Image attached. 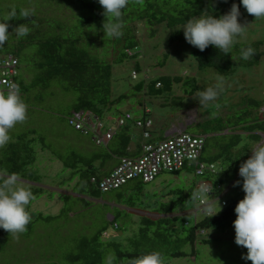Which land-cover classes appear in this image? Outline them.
I'll return each mask as SVG.
<instances>
[{"label":"rangeland","instance_id":"obj_1","mask_svg":"<svg viewBox=\"0 0 264 264\" xmlns=\"http://www.w3.org/2000/svg\"><path fill=\"white\" fill-rule=\"evenodd\" d=\"M15 1L0 0L3 18H7L8 6ZM38 1L39 8L32 6L36 10L38 23L31 25L28 32L33 33L37 29L39 34L43 35L44 32L55 30L48 23L52 21L55 23L59 19L60 22L71 24L76 17L78 6L72 0L67 1L64 5L55 0ZM26 6L31 7L28 4ZM52 18L54 19L51 20ZM238 21L244 24V31L235 37V41L241 43L260 41L261 55L257 63L238 64L232 73L225 75L212 68H199L192 55L195 46L187 41H170L169 36L174 28L163 23L154 25L152 29L143 21L138 22L135 34L139 42L137 48L132 51L135 55L126 57L121 62L111 61L112 93L114 96L126 95V98L115 103V107L119 110L129 111L133 116H141L143 113L141 105H145L150 110L154 121L153 138L163 136L165 128L173 127V124L181 123V126L185 127L189 133L203 134L206 129L218 127L220 121L221 125L229 127L223 132L226 134L225 139L222 140L223 143L231 141L233 137L239 142L232 147L231 158L234 160L242 156L249 157L252 153L251 149L255 145H252L251 138L247 135L248 132L246 135L238 134L235 137L234 134H237L239 130L232 129L233 125L231 124L236 121L242 122L243 114L247 111L254 116L257 115V110L254 109L249 99H255L264 105V18L257 19L244 10L238 16ZM73 22L71 26L76 24V21ZM71 26L70 28H72ZM177 28L183 30V28ZM87 29L91 32V29ZM19 38L15 31L8 35L7 40L14 46ZM99 46L100 44L93 50L95 53L99 54L102 51ZM34 50L35 45L26 47L24 58L18 67L21 78L26 86L28 85L26 90L20 92L21 99L26 104V118L10 128L8 135L9 140H12L21 133L34 130L37 138L44 139V143L39 138L33 143L36 160L32 164V167L40 174V186L44 191L31 199L28 212L31 218L38 212H42L44 215L59 213L60 215L51 220L36 221L34 228L23 239L17 238L18 236H10L7 251L0 255V264H49L50 262L62 264L68 250L76 251L79 236H91L104 226L107 232V237L103 236L105 239L112 241L124 238V243L128 245V239L132 235L138 234L141 219L148 217L141 214L140 210H144L146 213L160 212L163 205H170L169 203H172L171 208L175 215L170 223L177 227H183L184 221L189 225L193 224L195 218L192 211L197 207V204L190 199V193L195 189L194 186L199 181V177L186 168L176 172H161L154 180L142 183L139 190L129 187L130 190L126 193L127 189L125 188L124 199L126 203L134 205L133 209L123 204V206L119 205L114 201L117 190L105 192L101 199L92 200L93 202L88 207L81 203L80 198L72 196L69 199H64L59 192L69 191L75 182V177L70 175V170L63 164L64 160L69 161L67 157L70 155V145L73 142H79L83 145L87 144V146L91 144V148L97 146L91 143L88 136L74 131L64 119L76 99L75 91L66 90L63 84H58L54 79L43 87L30 85L35 78ZM113 58L114 55L107 57L108 60ZM164 58H166L164 64L161 65ZM136 62L141 68L137 72L136 78H132L131 72ZM145 69L149 70V77L152 78L160 75L194 76L198 81L197 90L193 95H184L182 86L174 84L171 93H164L160 96H148L143 92L135 91L133 86L144 78ZM218 76L223 77V92L215 101L209 102L207 105H199L198 99L193 96L197 91L213 86ZM263 107L259 108V115H262ZM100 118L104 127L110 125L109 120L104 116ZM203 135H207L205 136L204 157L208 159L216 153L214 144L221 143V138L215 136L216 134L211 135V133ZM215 164L217 173L211 176L209 181L221 183V189L218 194L210 195L208 202L214 211H218L225 199L230 197L242 199L244 192L241 187L242 177L238 173L239 167L228 171L224 174L223 180L219 182L218 178L222 175L224 168L231 165L230 158H219ZM238 180L241 181V184L235 183ZM128 185L131 186L132 182H129ZM16 186L31 190L30 183L25 180L17 179ZM86 198L89 200L88 197ZM212 199L214 201H211ZM115 205L120 206V215L117 218L120 226L118 229L114 228L111 223L112 215L116 212ZM199 217L201 216L197 215V219ZM181 233L185 235V231ZM205 235L209 238V243L197 241L194 247V256L170 258L168 264H252L251 260L242 258L247 249L235 243L234 228L226 231L209 230ZM183 248L186 252L191 251L189 244Z\"/></svg>","mask_w":264,"mask_h":264},{"label":"trees","instance_id":"obj_2","mask_svg":"<svg viewBox=\"0 0 264 264\" xmlns=\"http://www.w3.org/2000/svg\"><path fill=\"white\" fill-rule=\"evenodd\" d=\"M55 1L64 5L69 0ZM72 1L78 6L76 17L73 20L76 21V24L73 26H71L74 23L73 21L71 24H65L58 19L55 23L53 21L48 23L51 24V27L55 28L52 32H44L43 35H40L36 29L33 33L28 32L27 35L20 37L14 46L6 40L0 47V54L7 52L15 54L20 67L26 47L35 45L33 52L35 78L31 81L30 85L43 87L54 79L58 84H63L66 90H73L77 93L71 110L64 118L68 125H70L68 117L72 111L89 110L94 115L102 117L109 110L113 114L114 111L112 110L114 108L117 109L115 103L126 98L124 94L114 96L112 93V62L123 61L126 57H129L127 51H133L137 48L139 40H137L135 30L138 22L143 21L151 28L154 25L165 23L167 26L174 28V31L169 36L170 41H186L183 30H178L177 27L182 28L189 19L201 15H222L230 10L233 3L238 5L240 15L245 10L243 5L240 4V0H128V4L122 10L120 17L123 34L120 38H109L106 35L104 36L102 29L103 22L107 23L108 18L104 17L102 6L98 3V0ZM27 4L31 7L26 6ZM38 5V0H16L8 6L9 8L6 12L7 18H3L4 14H2L3 10L0 5V23L8 24V35L15 32L18 25H26L28 29L31 28V25H36L38 23V16L34 8H39ZM21 8L34 9L33 15L21 18L19 16ZM13 10L16 12V16L8 19L10 12ZM87 28L91 29V32ZM260 43V41L244 43L235 41L230 54H223L212 45H209L203 51L195 47L192 55L199 68H212L216 72L225 75L232 73L238 64L251 65L257 63L261 55L259 51ZM98 44L102 48L99 54L93 51L98 47ZM2 46L6 47V49H3ZM249 46L254 49V55L249 60L241 59L240 50ZM110 55H114L112 60L107 59ZM165 59L161 61V65L164 64ZM140 68L137 62L134 63V70L136 72H139ZM17 80L21 98L20 92L26 90L28 85L26 86L20 74H18ZM174 84H180L184 95L189 96L193 95L198 87V81L194 76L160 75L155 78L144 77L136 82L133 88L135 91L143 92L148 96H160L164 93H171ZM249 102L257 110V115L254 116L251 112L247 111V113L243 114L244 120L242 122L236 121L231 125H233L232 129L241 131V133L234 134L235 137L238 134L246 135L248 132L251 134V141L255 140L259 142L261 136L252 132L258 131L264 135V114L259 115L258 112L262 103H259L255 99H249ZM242 123L244 125H241ZM228 128L221 125L219 121L218 127H212L203 132V134H216L215 136L221 138V140L218 139L221 143L217 142L214 144L216 153L206 159L204 157L205 141L200 159L215 162L223 157L230 158L231 160V165L224 168L222 175L218 178L219 182L223 180L224 174L232 169H237L247 158V156L234 160L231 158L230 151L239 142L233 137L234 139L232 138L231 141L223 143L222 140L226 137V134L223 132ZM76 131L81 133L79 130ZM81 134L91 138V143L96 145L90 135ZM115 137H117V141L110 144L109 142ZM38 138L44 143L42 137ZM38 138L34 130H29L9 140L0 149V181L9 176L25 180L30 183L33 197L44 191L43 187L40 186V174L32 167V164L36 160V150L33 143ZM129 142V129L124 128L117 133V136L113 135L106 144L96 145L97 148H94L91 157L74 153L71 149L70 155L67 157L69 161L64 160V163L75 169L78 173V181L76 183L78 192L91 198V201L87 198L81 199V203L85 207H88L93 202L92 200L101 199L104 194L99 190L97 184L91 182L92 176L97 179L102 177L96 175L92 168L93 155L100 156L102 161L109 159L114 153L120 158L127 157L126 148ZM184 168L193 172V167L191 166H185ZM210 177V175L204 176L208 180H210ZM129 182H132L131 186L128 185ZM142 183L145 182L140 179H132L120 188L114 189L117 190L116 200L114 201L119 203V205L123 204L133 209L134 205L126 203L124 199V190L125 188L127 189L126 193L130 190L129 187H135V189L139 190L142 187ZM214 185H216V182ZM63 197L64 199H69L72 196L64 194ZM240 199L238 197L225 199L216 214L211 217L201 216L191 225L185 224L186 221H184L183 227H177L170 223V220L175 218V216H169L173 212V208H171L172 203H169L170 205L167 206L163 205L159 213H163L165 216L158 219L142 218L138 227V234L132 235L129 239L127 238L128 245L124 243V238L112 241L105 239L102 235L106 231L104 226L91 236H79L76 243V251L68 250L62 264H105L108 257H114V264H129L134 258L150 252H158L160 254L161 264H168L170 258L194 256V247L197 241L209 243L210 240L205 235L206 232L209 230L226 231L234 228L233 221L236 217L234 207ZM114 207L116 212L112 215L111 223L115 222L118 229L120 226L118 225L117 218L120 215V206L115 205ZM26 210L28 211V206H26ZM63 210L64 208L62 212ZM59 215L60 213L44 215L42 212H38L26 225V231L18 234H9L6 230L0 229V255L7 251L10 236H18L17 238L23 239L34 228L33 226H35L36 221L51 220ZM183 231H185V235L181 233ZM188 244L191 246L190 252H186L183 248ZM49 264L56 263L50 262Z\"/></svg>","mask_w":264,"mask_h":264},{"label":"clouds","instance_id":"obj_3","mask_svg":"<svg viewBox=\"0 0 264 264\" xmlns=\"http://www.w3.org/2000/svg\"><path fill=\"white\" fill-rule=\"evenodd\" d=\"M98 3L102 6L104 17L108 18V22L102 24L104 36L120 38L123 34L120 17L122 10L128 4V0H98ZM240 4L243 5L247 13L252 14L255 18H264V0H240ZM33 12L34 9L21 8L19 16L27 18L33 15ZM239 15L238 5L233 3L230 10L222 15H201L189 19L182 27L184 37L188 43L201 51L212 45L221 53L230 54L235 43V37L244 31V24L238 21ZM15 16L16 12L13 10L8 19ZM28 31V27L22 24L16 27L18 37L27 35ZM7 39L8 24L0 23V45H3ZM127 54L133 55L132 51H127ZM253 55L254 49L250 46L240 50V58L243 60H249ZM18 74L17 69V78ZM223 90V77L218 76L213 86L197 91L193 97L198 99L199 105H207L209 102L215 101ZM25 118L26 104L20 98L18 91L15 90V86H12L6 94L0 93V146L9 142L8 130L17 122L24 121ZM261 136L264 138L262 133ZM251 150L252 154L238 168L239 176L242 177V184L239 180L235 182L241 184L244 196L234 207L236 213L233 221L234 240L237 245L247 249V252L242 255L243 259L251 260L252 264H264V143L255 145ZM16 184L17 178L15 176L0 181V229L6 230L9 234L26 231V225L31 220V215L26 210V206L33 198V193L30 189L17 187ZM210 192L209 184L201 182L190 193V199L193 202L208 205L203 208V211L209 217L218 212L214 211L208 202ZM102 235L107 237V235ZM105 264H114V257H108ZM129 264H161V256L158 252L144 253L131 260Z\"/></svg>","mask_w":264,"mask_h":264},{"label":"built area","instance_id":"obj_4","mask_svg":"<svg viewBox=\"0 0 264 264\" xmlns=\"http://www.w3.org/2000/svg\"><path fill=\"white\" fill-rule=\"evenodd\" d=\"M17 69L18 59L14 54L0 55V93L6 94L12 86H15V90L19 93ZM148 73L149 70L145 69V78L148 77ZM131 76L132 78L137 76L136 70H132ZM262 110L264 112V107ZM68 122L74 129L90 135L97 145L105 144L118 128L125 126L128 122H133L134 126L141 130L144 141L138 155L121 157L116 167L99 180L91 177V182L97 184L101 192L117 189L132 179L149 182L161 172H176L185 166L193 167V173L199 177L195 188L199 183L207 182L211 188L209 195L218 194L221 189V184L214 185L204 178L206 175L213 176L217 173L215 163L200 159L205 144L204 135L178 130L165 138L152 141L150 140L152 119L133 117L129 112L118 115L111 127H104V123L89 110L72 111ZM196 204L197 207L193 210L194 221L197 215L209 216L203 211V208L208 206L207 204L199 202ZM114 226L116 228L117 224ZM103 234L107 235V232Z\"/></svg>","mask_w":264,"mask_h":264},{"label":"crops","instance_id":"obj_5","mask_svg":"<svg viewBox=\"0 0 264 264\" xmlns=\"http://www.w3.org/2000/svg\"><path fill=\"white\" fill-rule=\"evenodd\" d=\"M262 106H264V105H262ZM141 107H142V112H143L142 115L141 116H134V117H149L153 121V118L150 115V110L145 105H141ZM112 111H114L113 114H111L112 113L111 110H109L108 112H106L104 114L105 119L109 120V123H110V125H108L107 127L113 126L114 123H115L116 117L123 112V110H119L118 108L117 109L114 108ZM113 119H114V121H113ZM153 124H154V121H153ZM173 125H174L173 127L171 126L170 128L169 127L165 128L163 136H159V137L156 136L155 138H153V136H152V130H154L153 126H152L150 140L154 141V140L162 139V138H165L166 136H169V135L177 132L178 130H185L186 129L185 127L181 126V123H179L178 125H175V124H173ZM124 128L129 129V132H130V142H129L127 148H126V154H128V156H131V157L132 156H136V155H138L140 153L141 144L144 141V139L142 137L141 130L139 128L135 127L133 122H128L125 126L118 128L115 131L114 136H117V133L121 129H124ZM74 131H76V130H74ZM237 133H241V131H239ZM252 133L258 134L259 136H261V132L255 131V132H252ZM247 135L250 138H252L250 136L251 135L250 133H248ZM141 137H142V139H141ZM89 139L91 141V138H89ZM116 141H117V137L112 139L109 143L113 144ZM251 142H252V145L261 144V143L264 142V138L261 136V141L256 142L255 140H252ZM70 146H71V149L73 150L74 153H77V154H80V155H84V156H89V157H91V153L93 154L94 148H97V147H92L91 148V144H90V146H87V144L83 145V144H81L79 142H73L72 145H70ZM74 146H76V147H74ZM93 156H94V160L92 161V165H93L92 168H93V170H94L96 175L102 176V177L104 175L108 174L116 166V164L118 163V161L120 159V157L118 155H116L115 153L112 154V156L109 157V159H106L104 161H102V158L100 156H95V154ZM63 164H64V166L66 168H68L70 170V175L75 177V182H74L73 186L69 189V191H63V192H59V193L62 194V196L64 194H67V195L73 196L75 198H80V199L86 198L85 195L80 194L78 192V187L76 186V183L78 181V173L75 171V169H72L71 167L67 166V164L65 165L64 162H63ZM219 184H221V183H219ZM89 200L91 201V198H89ZM211 201H214V199H212ZM101 202L103 203V201H101ZM111 205H113V204H111ZM140 212L143 215L144 214L147 215L148 216L147 218H151V219H158L160 217L165 216L163 213H159V212H156V211H153L152 213H146L144 210H140ZM171 214L172 215L169 214V216H175L173 214V212Z\"/></svg>","mask_w":264,"mask_h":264},{"label":"bare ground","instance_id":"obj_6","mask_svg":"<svg viewBox=\"0 0 264 264\" xmlns=\"http://www.w3.org/2000/svg\"><path fill=\"white\" fill-rule=\"evenodd\" d=\"M148 77H149V74H148ZM135 78H136V77H135ZM98 118L100 119V117H98ZM74 147H76V146H74ZM213 163H214V162H213ZM117 164H118V163H117ZM111 171H112V170H111ZM111 171H110V172H111ZM20 181H21V180H20ZM114 224H116V223L114 222V223L112 224L113 227H115Z\"/></svg>","mask_w":264,"mask_h":264},{"label":"water","instance_id":"obj_7","mask_svg":"<svg viewBox=\"0 0 264 264\" xmlns=\"http://www.w3.org/2000/svg\"><path fill=\"white\" fill-rule=\"evenodd\" d=\"M9 177H11V176H9ZM18 179V178H17ZM20 180H22V179H20Z\"/></svg>","mask_w":264,"mask_h":264}]
</instances>
